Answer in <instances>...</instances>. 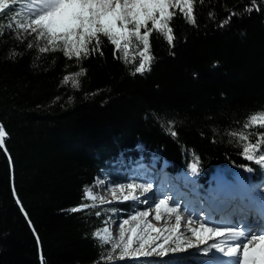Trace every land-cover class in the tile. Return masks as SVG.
Masks as SVG:
<instances>
[{
  "label": "trees",
  "instance_id": "16d2710c",
  "mask_svg": "<svg viewBox=\"0 0 264 264\" xmlns=\"http://www.w3.org/2000/svg\"><path fill=\"white\" fill-rule=\"evenodd\" d=\"M250 4L200 0L195 24L170 9L173 43L153 30L143 73L134 36L126 57L101 35L103 55L69 59L62 42L53 51L46 37L20 29L19 9L0 12V264H132L106 260L109 247L94 235L107 216L86 192H97L104 173L164 163L181 174L195 165L204 192L216 171L232 179L247 168L264 190V164L243 152L256 139L232 135L264 132L243 127L264 113V0L245 12Z\"/></svg>",
  "mask_w": 264,
  "mask_h": 264
},
{
  "label": "snow or ice",
  "instance_id": "6c2138e0",
  "mask_svg": "<svg viewBox=\"0 0 264 264\" xmlns=\"http://www.w3.org/2000/svg\"><path fill=\"white\" fill-rule=\"evenodd\" d=\"M200 2V0H43L41 5L36 10L29 11L30 23L27 25L23 22L19 24V28L29 33H35L34 38H47V44L53 46L51 50H55V43L57 40H63L64 42V54L72 58L74 55L77 59L82 56L87 57L91 52H99L103 55L100 49V36L107 37L113 45L116 46V50L121 47L122 41H129L133 36L143 42V56L142 62L135 69L137 73H143L150 70L152 57L147 55L149 50V37L153 30L161 33L166 30V39L169 45H172L174 40L173 26L169 21L172 20L175 15V11L170 9H179V12L183 14L189 23H196L194 4ZM9 9L7 0H0V12ZM259 11L257 6V0H251L250 6H246L245 12H252L253 10ZM210 17L212 14H209ZM237 15L236 12H232L220 25L230 22L232 16ZM149 23L151 28H149ZM132 25L130 28L129 26ZM144 29V32H141ZM95 44L89 49V44L92 41ZM28 47H33L29 42ZM128 44H124L125 57L127 56ZM48 47L40 48L41 52L48 51ZM83 71V70H81ZM76 73L73 75H80ZM69 76H65L63 83H68ZM74 85L78 84V81L73 82ZM264 125V113L252 114L248 121L244 124V128L247 129L252 125ZM176 133L173 131L172 133ZM7 135L4 127L0 125V148L4 146V138ZM232 135H240L241 139L248 140L249 136H253L256 139V143L248 142L243 148V152L248 160H254L256 163L264 164V132L256 133H232ZM259 150V151H257ZM196 168L193 165V171ZM137 185L129 184L127 188L131 190L129 195H125L124 199H129L135 192ZM150 185L142 187V191L147 193L150 191ZM120 191L123 193L124 189L121 187ZM88 195L92 199H97L92 195V190H88ZM115 196V191H113ZM19 203V200L17 201ZM101 202L102 199H101ZM146 203V201H144ZM87 207V206H85ZM164 208L166 212L171 215L175 214L174 221L175 229H164V231H179L181 224V216L179 215V208L173 205H169L166 199H160L155 206V219L160 220V211ZM80 209H72V211H78ZM23 211V209H22ZM26 218L27 214L25 213ZM99 215V213H97ZM149 215L148 212L139 213L140 218H145ZM133 220H137V216L132 217ZM194 221L188 219L186 224L191 225ZM127 224V220L124 221ZM208 221L200 224L199 229H191L192 234L197 241L206 242L213 238L227 237V240H220V242L213 243L211 245L217 252L222 253L227 258L225 264H264V227H259V231L251 225H245L240 231L235 230L232 227L221 228L219 226L209 227ZM147 228L153 232L159 234L161 229L153 228L151 224L147 225ZM105 236H101L100 232L94 233L95 236L100 238L104 243H108L110 234L108 229H104ZM120 239H124L123 232L120 233ZM254 241H258V245L250 249L249 245ZM164 243H168V239L165 238ZM131 246V238L127 243L123 245L121 258L124 254H128V249ZM193 244H188V247H194ZM116 247L121 245H114L113 251ZM141 248L144 244L141 243ZM160 247H163L161 245ZM175 250V249H173ZM242 253V259H241ZM147 255L148 253H144ZM112 257H108L111 259ZM41 259H43L41 257Z\"/></svg>",
  "mask_w": 264,
  "mask_h": 264
},
{
  "label": "rangeland",
  "instance_id": "374dc122",
  "mask_svg": "<svg viewBox=\"0 0 264 264\" xmlns=\"http://www.w3.org/2000/svg\"><path fill=\"white\" fill-rule=\"evenodd\" d=\"M7 2L14 11L19 9L20 17L24 19V21H17L19 26L21 22L26 25L30 23V9H38L43 0H7ZM129 27L131 28L132 25ZM141 32L143 33L144 29H141ZM59 42L64 44L62 39L56 41V43ZM124 44L125 41H122L121 46L124 47ZM139 46L142 47L141 52H143L142 41H139ZM75 77L72 78L75 79ZM72 78H69V81H72ZM165 170L158 174V170L142 168V165H137L131 168L129 173L119 175L117 172V177H109L108 174L104 173L96 180L97 192H92V195L96 196L97 199H92L86 192V198L101 206L107 216L104 228L98 231L101 236H105L104 229H108L110 234L109 242L105 244L108 245V254L112 258H106V260L132 264H168L185 259L189 264H225L227 258L212 248L211 245L220 242V240H227V237L213 238L206 242L197 241L191 229H199L200 224L204 223L205 220L208 221L207 226L209 227H232L237 231H240L245 225H251L249 221L253 222L251 226L257 231H259L257 226L264 227V192L256 193L260 200L248 196V189L251 192L255 187L250 185V172L247 169L246 179L237 174L235 181H231V183L220 179L224 177L222 171H218L210 177L214 182V187L208 191L209 195L216 196L217 194L220 200H229L225 204H216L214 207L207 201L205 202L203 195L199 192L188 190L185 184L175 183L176 179L173 180L168 177L164 173ZM114 173H116L115 170ZM192 179H194L193 176L188 180L183 179V181H191ZM129 184L137 185L132 194L135 198L130 196L129 199L125 200L124 196L131 192L127 188ZM149 185L151 186L150 191L143 192L142 187ZM121 187L124 189L123 193L120 191ZM113 191H115V196H113ZM219 192L221 194H218ZM180 195L185 198H181ZM160 199H166L170 206L175 202V206L179 208V215L181 216L179 231H164V229L176 228L175 214L169 215L164 208L160 211L161 219L159 221L155 219V206ZM223 206H227L228 211L220 212ZM141 212H148L149 215L140 218L139 213ZM133 216H137L138 219L133 220ZM188 219L194 222L188 225L185 223ZM125 220H127V224L124 223ZM258 220L259 223H257ZM148 224H151L153 228L161 229V232L159 234L153 232L147 228ZM121 232L124 235L123 240L120 239ZM129 238H131V246L128 249V254H124L121 258L122 247ZM165 238L168 239L167 244L164 243ZM98 239L104 243L100 238ZM141 243L144 244L143 248L140 247ZM258 243V241H254L253 244L249 245L250 249L257 246ZM188 244L195 246L188 247ZM114 245H121V247H116L113 251ZM161 245L163 247H160ZM144 253L148 254L145 255Z\"/></svg>",
  "mask_w": 264,
  "mask_h": 264
},
{
  "label": "bare ground",
  "instance_id": "6f19581e",
  "mask_svg": "<svg viewBox=\"0 0 264 264\" xmlns=\"http://www.w3.org/2000/svg\"><path fill=\"white\" fill-rule=\"evenodd\" d=\"M245 223V222H244ZM247 224V223H246Z\"/></svg>",
  "mask_w": 264,
  "mask_h": 264
}]
</instances>
